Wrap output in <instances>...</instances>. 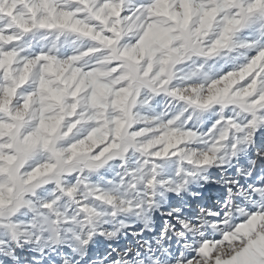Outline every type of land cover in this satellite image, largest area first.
I'll return each mask as SVG.
<instances>
[{"label": "clouds", "instance_id": "1", "mask_svg": "<svg viewBox=\"0 0 264 264\" xmlns=\"http://www.w3.org/2000/svg\"><path fill=\"white\" fill-rule=\"evenodd\" d=\"M0 264H264V0H0Z\"/></svg>", "mask_w": 264, "mask_h": 264}]
</instances>
